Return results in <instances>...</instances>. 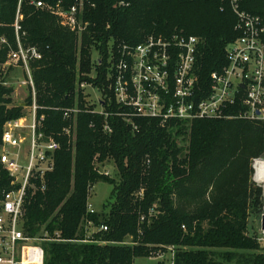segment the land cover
<instances>
[{"label": "trees", "instance_id": "1", "mask_svg": "<svg viewBox=\"0 0 264 264\" xmlns=\"http://www.w3.org/2000/svg\"><path fill=\"white\" fill-rule=\"evenodd\" d=\"M33 1L0 0V38L7 39L0 44V66L16 46L13 23L19 10L22 43L41 52L30 62L37 116H43L38 132L59 145L52 170L43 183L31 179L23 204L25 235H60L41 242L43 264H133L167 246L174 249L173 264H264L260 242L247 233L251 210L262 212V188L250 175L253 159L264 152V122L232 117L241 110L238 103L224 110L232 115L226 118L161 123L130 115L114 101L104 65L94 79L104 96L103 113L85 108L78 86L93 82L88 77L92 45L105 61L109 41L117 56L121 44L134 46L150 34L183 33L199 39L196 99L202 98L210 73L227 63L225 46L238 36L229 2L85 0L81 20L86 26L78 34ZM42 1L54 5L58 0ZM60 1L63 7L75 2ZM239 7L264 16V0H239ZM11 93L0 83V144L6 120L23 113L22 105L9 106ZM25 102L31 104V93ZM74 105L77 114L63 118L62 110ZM104 161L113 162L115 177L98 172L96 164ZM10 181L0 165V199ZM98 182L113 189L105 211L89 213V192ZM87 221L107 230L86 240ZM127 238L131 241L125 243Z\"/></svg>", "mask_w": 264, "mask_h": 264}, {"label": "built area", "instance_id": "2", "mask_svg": "<svg viewBox=\"0 0 264 264\" xmlns=\"http://www.w3.org/2000/svg\"><path fill=\"white\" fill-rule=\"evenodd\" d=\"M227 1L236 16L234 29L238 36L224 48L226 65L210 73V87L205 96L196 99L198 37L183 33L150 34L134 46L119 45L117 56L111 52L106 78L114 101L129 109L130 115L157 119L161 123L231 117L226 116L224 110L236 103L241 110L232 117L264 122V16L242 10L239 0ZM32 4L52 14L61 27L71 32L80 34L86 26L81 20L85 0H75L68 7H63L60 0L54 5L42 0ZM21 19L17 10L13 23L16 46L9 49L2 66L23 71L22 84L28 86L32 102L27 105V114L6 120L1 135L0 165L10 177L11 187L0 199V264H43L41 242L60 240V235L58 232L54 237L47 233L36 237L25 235L23 204L31 179L38 177L43 183L44 174L52 170V154L59 145L53 138L45 139L38 132L43 116H37L30 62L39 60L41 52L36 46L22 43ZM6 40L1 37L0 44H7ZM0 83L6 85L3 81ZM87 85L85 81L78 83L79 88ZM77 112V107L66 108L62 116L67 119ZM126 115L129 114L125 113L123 118L129 122ZM104 130L109 129L105 126ZM63 131L70 133L68 128ZM254 181L264 183L257 177ZM87 211L95 212L90 203ZM86 224L92 225V222ZM97 230L106 231L107 227L100 225Z\"/></svg>", "mask_w": 264, "mask_h": 264}, {"label": "rangeland", "instance_id": "3", "mask_svg": "<svg viewBox=\"0 0 264 264\" xmlns=\"http://www.w3.org/2000/svg\"><path fill=\"white\" fill-rule=\"evenodd\" d=\"M111 42H108V51H107V57L104 61L103 55L100 54V51L97 48V44L92 45L90 47V69L88 72V77H90L93 82H86L89 85L80 88L85 108L90 107L93 112H103V106H102V100L104 99V96L102 95L101 91L97 88L95 90H92L90 86L96 87L94 84V79L97 75V69L99 66H106V73L108 70V67L110 65L109 59L111 58ZM103 60V62H102ZM99 61V63H98ZM0 81H3L6 83V87L12 88L11 93V99L12 103L10 105H22L23 106V113H28V107L25 104L27 96L30 94V90L28 86L25 84H22L23 79H25V74L20 68L17 67H3L0 66ZM76 108V105L73 106ZM67 134V133H66ZM72 141L75 140L74 134H67ZM178 142L182 143L180 140ZM257 159V158H255ZM251 163V167L253 169V162ZM96 168L99 173L105 175L108 178L115 177L116 169L114 167V164L112 161H104L103 163L96 164ZM250 181L255 184L259 185L262 188V212L260 214L254 210H251L249 216H248V225H247V233L248 235H254L258 242H260V247L262 250H264V230H261L260 228V216L264 214V184L257 183L254 181V169L253 172L250 175ZM258 178V177H257ZM112 185L104 182H98L90 189L89 197H88V203L92 205V208L94 211L98 213L104 212V204L109 199L110 192L112 190ZM252 207V205H250ZM97 230V227L92 225H85V239H91L93 233H95ZM131 239L127 238L125 239V243L130 242ZM174 249L172 246H167L165 248H162L161 250H157L154 254V257H147V258H136L134 260L133 264H172V261L174 259Z\"/></svg>", "mask_w": 264, "mask_h": 264}, {"label": "bare ground", "instance_id": "4", "mask_svg": "<svg viewBox=\"0 0 264 264\" xmlns=\"http://www.w3.org/2000/svg\"><path fill=\"white\" fill-rule=\"evenodd\" d=\"M255 161H256L254 162V167L256 171L255 177H258L259 180L262 179V181H264V162H262V160L260 159H257Z\"/></svg>", "mask_w": 264, "mask_h": 264}, {"label": "water", "instance_id": "5", "mask_svg": "<svg viewBox=\"0 0 264 264\" xmlns=\"http://www.w3.org/2000/svg\"><path fill=\"white\" fill-rule=\"evenodd\" d=\"M256 113L258 114V111H256ZM257 159H260L262 162H264V152H262ZM260 228L261 230H264V214L260 216Z\"/></svg>", "mask_w": 264, "mask_h": 264}]
</instances>
